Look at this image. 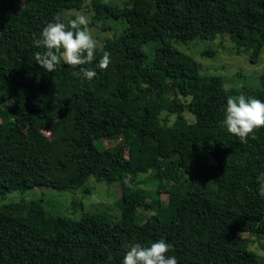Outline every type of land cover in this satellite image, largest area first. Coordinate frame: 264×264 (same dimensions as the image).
<instances>
[{
    "label": "trees",
    "instance_id": "trees-1",
    "mask_svg": "<svg viewBox=\"0 0 264 264\" xmlns=\"http://www.w3.org/2000/svg\"><path fill=\"white\" fill-rule=\"evenodd\" d=\"M83 2L0 0V195L76 189L92 176L121 183L120 215L74 220L34 200L0 204V264H121L130 244L160 238L174 246L169 255L178 264H264L242 235H264V128L242 143L222 123L227 97L264 101V68L258 87H227L174 45L227 34L256 63L264 0H92L91 26L106 30L108 18L126 24L83 66L97 73L90 81L63 61L47 72L34 58L42 51L34 36L56 14L75 18L65 11ZM100 49L111 53L104 70L96 67ZM163 111L175 114L173 123L161 121ZM51 133L61 145L55 159ZM107 136L123 142L99 149L95 140ZM151 170L145 190L137 180ZM162 178L172 181L168 199L160 195ZM149 210L155 216L144 215Z\"/></svg>",
    "mask_w": 264,
    "mask_h": 264
},
{
    "label": "rangeland",
    "instance_id": "rangeland-1",
    "mask_svg": "<svg viewBox=\"0 0 264 264\" xmlns=\"http://www.w3.org/2000/svg\"><path fill=\"white\" fill-rule=\"evenodd\" d=\"M112 1L123 5L127 0H105ZM92 0H84L82 8L69 9L66 16L69 15H85L89 21L92 14L91 8ZM125 20L122 18L114 19L108 18L107 25L109 28L101 30L93 27L90 23L87 25L97 41V47H100L105 38L117 34L123 28L122 23ZM178 49L191 55L199 64L202 73H213L221 75L225 85L233 88L243 87H258L260 85L259 76L264 68V45L256 63H251L249 60L250 50L247 47L236 46L230 40L227 34L217 35L213 40L195 39L186 44H174ZM151 46H148L150 50ZM143 50L148 55L150 61L152 54H149L146 45H143ZM212 51V55H205L204 52ZM182 101L187 102L189 97H180ZM8 103V102H7ZM184 117L187 121H193L194 117L191 113L184 111ZM161 121L171 124L175 120V114L163 111L160 114ZM53 141V159H55L56 152H61V145L58 142V136L51 133ZM123 142L119 136H107L95 140V144L99 149L107 147H115ZM128 154V150H125ZM52 159V160H53ZM206 162L214 163L210 157ZM155 171L151 170L139 175L138 180L140 185L145 190H150L152 184L147 179L154 175ZM157 184V181H154ZM161 184V198L168 199L167 188L172 184V181L162 178ZM122 185L120 182H106L96 181L94 177L90 176L86 182L76 188L68 190H58L47 186H36L27 190H15L7 194L0 195V204L19 201V200H34L46 211L48 214L61 215L74 220L81 218L83 213L105 212L110 216L117 218L120 215V208L118 206L121 197ZM154 210L146 211L144 215L155 216ZM250 241L249 249L254 251L258 256L264 255V235L258 239L255 235L247 232L242 233Z\"/></svg>",
    "mask_w": 264,
    "mask_h": 264
},
{
    "label": "clouds",
    "instance_id": "clouds-1",
    "mask_svg": "<svg viewBox=\"0 0 264 264\" xmlns=\"http://www.w3.org/2000/svg\"><path fill=\"white\" fill-rule=\"evenodd\" d=\"M89 23L83 14L66 22L60 14L54 15L53 20L42 27L39 36L33 38V45L42 49L34 53L36 63L45 71L54 72L63 61L74 69L79 68L72 73L73 76L80 77L82 74L89 81L95 78V69L83 67L97 59V41L87 27ZM100 51L102 55L96 67L104 70L112 62L111 53L103 49ZM222 123L229 133L246 143L256 129L264 128V101L243 94L227 97ZM258 192L264 197V184H260ZM173 249L174 246L164 238L148 245L135 242L128 246L121 264H178L177 257L169 255ZM112 259V256L107 257L108 261Z\"/></svg>",
    "mask_w": 264,
    "mask_h": 264
}]
</instances>
